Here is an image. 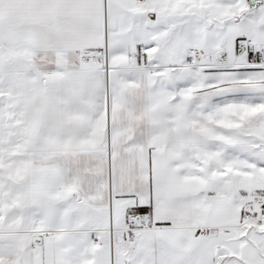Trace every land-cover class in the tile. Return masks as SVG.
Wrapping results in <instances>:
<instances>
[{
  "label": "snow or ice",
  "instance_id": "6c2138e0",
  "mask_svg": "<svg viewBox=\"0 0 264 264\" xmlns=\"http://www.w3.org/2000/svg\"><path fill=\"white\" fill-rule=\"evenodd\" d=\"M0 264H264V0H0Z\"/></svg>",
  "mask_w": 264,
  "mask_h": 264
}]
</instances>
